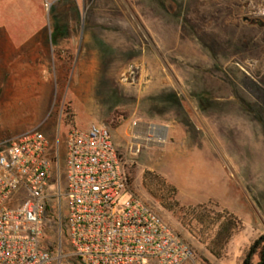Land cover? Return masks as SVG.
Here are the masks:
<instances>
[{"label":"rangeland","instance_id":"1","mask_svg":"<svg viewBox=\"0 0 264 264\" xmlns=\"http://www.w3.org/2000/svg\"><path fill=\"white\" fill-rule=\"evenodd\" d=\"M92 124L110 129L132 191L195 261L199 238L145 176L175 187L179 206L217 204L263 225L264 0H0V140L37 126L62 168L69 130ZM47 228L56 245L54 219Z\"/></svg>","mask_w":264,"mask_h":264},{"label":"built area","instance_id":"2","mask_svg":"<svg viewBox=\"0 0 264 264\" xmlns=\"http://www.w3.org/2000/svg\"><path fill=\"white\" fill-rule=\"evenodd\" d=\"M58 156L39 128L0 143V264L193 260L186 240L132 191L128 165L109 128L98 124L71 128L62 168ZM53 178L57 193L49 194ZM20 192L24 196L17 197ZM50 214L52 219L47 218ZM53 219L56 245L47 238V221Z\"/></svg>","mask_w":264,"mask_h":264},{"label":"trees","instance_id":"3","mask_svg":"<svg viewBox=\"0 0 264 264\" xmlns=\"http://www.w3.org/2000/svg\"><path fill=\"white\" fill-rule=\"evenodd\" d=\"M62 30L61 26H55V31L51 34L53 44H56ZM117 125L115 123V126ZM52 150H54L53 147ZM148 174L150 175V173ZM144 185L153 194H155L154 187L162 190L166 189L168 199L163 201V206L169 211L180 210L183 218L181 221L184 226L193 236L199 238L200 242L206 243L209 252L217 258L223 256L225 245L233 235L243 228L241 219L227 211V209L219 208L217 204H213V206L207 203L188 207L179 206L175 199L176 188L168 185L160 176L153 174H151V177L145 176ZM192 223L197 227L199 226V228L193 227ZM241 264H264V234H261L245 249Z\"/></svg>","mask_w":264,"mask_h":264},{"label":"crops","instance_id":"4","mask_svg":"<svg viewBox=\"0 0 264 264\" xmlns=\"http://www.w3.org/2000/svg\"><path fill=\"white\" fill-rule=\"evenodd\" d=\"M36 127H32L30 129H33ZM30 129H28V130H30ZM11 138H13V137L1 139L0 143L5 142ZM252 206H253V204H252ZM230 213H232V212H230ZM232 214H234V213H232ZM234 215L237 216L239 219H241L238 215H236V214H234ZM258 215L261 219V222L264 225V219L260 216V214H258ZM242 225H243L242 230L240 232L236 233L235 235H233L231 240L225 245L224 250H223L224 254L222 257H220V258L215 257L207 249L206 243L198 241V244H199L198 248L203 253L200 256L199 261H195V257H193V260L186 261L183 264H241L243 253H244L245 249L249 246V244L251 242H253L261 234H264V226L261 225L259 223V221H257V220L256 221L252 220L250 223L244 222L242 220ZM242 231H244V232H242Z\"/></svg>","mask_w":264,"mask_h":264},{"label":"bare ground","instance_id":"5","mask_svg":"<svg viewBox=\"0 0 264 264\" xmlns=\"http://www.w3.org/2000/svg\"><path fill=\"white\" fill-rule=\"evenodd\" d=\"M153 129H155L154 127H149L146 124H140L139 128L137 130H139V133H145L147 132H152ZM159 132V131H158ZM138 133V134H139ZM136 137L134 138V145L138 147V143L141 141L140 140V136L139 135H135ZM143 137V136H142ZM162 137V136H161ZM163 138V137H162ZM146 139V138H145ZM148 139V138H147ZM161 139V138H160ZM144 140V139H143ZM149 140V139H148ZM159 140V139H158ZM162 141V140H161Z\"/></svg>","mask_w":264,"mask_h":264}]
</instances>
